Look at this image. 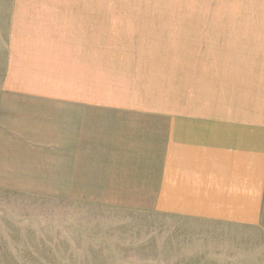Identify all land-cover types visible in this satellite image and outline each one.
Here are the masks:
<instances>
[{
    "label": "crops",
    "instance_id": "obj_1",
    "mask_svg": "<svg viewBox=\"0 0 264 264\" xmlns=\"http://www.w3.org/2000/svg\"><path fill=\"white\" fill-rule=\"evenodd\" d=\"M135 3L8 0L1 93L68 124L66 161L87 164L100 193L263 226L264 0Z\"/></svg>",
    "mask_w": 264,
    "mask_h": 264
},
{
    "label": "rangeland",
    "instance_id": "obj_2",
    "mask_svg": "<svg viewBox=\"0 0 264 264\" xmlns=\"http://www.w3.org/2000/svg\"><path fill=\"white\" fill-rule=\"evenodd\" d=\"M7 1L0 0V264H264V225L231 228L136 209L144 196L102 194L87 164L66 161L68 124L22 112L1 93ZM134 1L141 10H181V0Z\"/></svg>",
    "mask_w": 264,
    "mask_h": 264
}]
</instances>
